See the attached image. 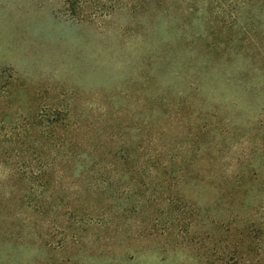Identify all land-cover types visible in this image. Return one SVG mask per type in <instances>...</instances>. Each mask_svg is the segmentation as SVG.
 <instances>
[{
    "label": "rangeland",
    "instance_id": "1",
    "mask_svg": "<svg viewBox=\"0 0 264 264\" xmlns=\"http://www.w3.org/2000/svg\"><path fill=\"white\" fill-rule=\"evenodd\" d=\"M120 5L0 0V264H264V0ZM49 125L76 156L39 178Z\"/></svg>",
    "mask_w": 264,
    "mask_h": 264
},
{
    "label": "trees",
    "instance_id": "2",
    "mask_svg": "<svg viewBox=\"0 0 264 264\" xmlns=\"http://www.w3.org/2000/svg\"><path fill=\"white\" fill-rule=\"evenodd\" d=\"M75 1H76V4L72 0H66V8L72 12V16L74 18L80 21H84V20L92 21L96 19L108 18L111 16V14L113 16L114 13L117 12L119 9L124 8V7H121L122 5H120L122 0H112V3L110 4L109 7L105 1H102L100 5H98L97 7L95 6L97 3L94 5V7L90 6V3L92 2H89L88 0H75ZM146 1L152 2L155 0H144V2ZM131 4L133 5L134 2H132ZM71 8H74V9H71ZM115 117H116L115 124H112V126L114 127V128L112 127V130H115V133L112 135V137H113V140L116 139L115 145L119 147L125 139V136L127 134L125 130L127 128L125 126H122L119 123L122 116L119 117L115 114ZM64 124L65 125L63 126V128L65 129V131L68 132V134L73 135L78 132V128L76 125L69 124V123H64ZM60 128H62L61 125L60 126L57 125V127L49 125V127H47L44 130L39 127L27 128L23 132L22 139H18V140L16 139V141L13 143L14 146L15 144H18L17 152H22L24 155H25V152L27 151H34L37 153L38 161H40L41 168L43 169V171H41L42 169H40L38 173L40 174L39 178H44L48 174H51L55 171H58V172L66 171V169L72 168L71 159H73V157L76 156V152L72 151V149L70 148L71 143H59L58 145H53L51 143L48 145V147L47 145H44L43 147L39 144L37 140L38 137L39 139L45 138L47 135H49V133H51V135L58 134ZM36 135L37 137H35ZM141 137H142V140H148V136L145 134H142ZM7 140L9 139H5V140L0 139V145L1 143L2 144L5 143ZM97 148H98V145L95 146V149ZM111 152H112V149H110L108 153H111ZM1 154H2V151L0 149V155ZM120 154H125L126 156L129 157L128 163L131 161L132 156H133L131 154V151L129 150V147L125 144H123ZM139 154H141V151ZM3 156L1 158H3ZM117 164H118L117 160L114 159L112 162V166L115 168L117 167ZM159 164H160V161L158 165ZM155 165H157V163L154 164V166ZM43 180L42 182H47V183H43V185L44 184L49 185L51 182V180L49 181H43ZM22 198L26 202L28 197H22ZM3 201H5V199L0 198V205ZM0 235L1 236L3 235L2 231H0ZM9 237H10L11 242L18 243V240L15 239L14 236L9 235ZM9 237H7L8 240H9Z\"/></svg>",
    "mask_w": 264,
    "mask_h": 264
}]
</instances>
